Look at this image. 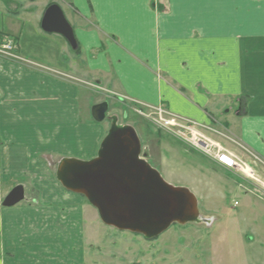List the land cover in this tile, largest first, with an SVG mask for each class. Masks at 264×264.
<instances>
[{"label": "crops", "instance_id": "0c3cea01", "mask_svg": "<svg viewBox=\"0 0 264 264\" xmlns=\"http://www.w3.org/2000/svg\"><path fill=\"white\" fill-rule=\"evenodd\" d=\"M51 5L79 54L42 29ZM7 39L21 60L0 56V264L91 263L99 215L47 160L97 157L110 129L93 119L100 94L208 126L239 98L232 129L264 155V0H0V44ZM162 153L147 158L163 175ZM18 187L24 200L5 207Z\"/></svg>", "mask_w": 264, "mask_h": 264}, {"label": "rangeland", "instance_id": "374dc122", "mask_svg": "<svg viewBox=\"0 0 264 264\" xmlns=\"http://www.w3.org/2000/svg\"><path fill=\"white\" fill-rule=\"evenodd\" d=\"M96 84L91 83L92 91L102 92ZM109 94L110 98L102 94L98 98L109 104L110 115L119 117V125L136 129L147 153L149 149L161 153L166 148L161 156V176L175 187L194 188L201 216L214 219V226L173 225L158 239L149 241L107 227L99 220L100 247H92L90 264H264V155L244 145L232 129L238 115L243 114L242 101L231 98L222 102L220 118L210 127L190 124V131L200 135L199 141L206 140L238 158L242 167L227 169L207 153L204 144L195 146L180 140L152 121L156 115ZM225 124L231 126L229 131Z\"/></svg>", "mask_w": 264, "mask_h": 264}, {"label": "water", "instance_id": "95a60500", "mask_svg": "<svg viewBox=\"0 0 264 264\" xmlns=\"http://www.w3.org/2000/svg\"><path fill=\"white\" fill-rule=\"evenodd\" d=\"M42 29L64 37L73 50L77 49L75 32L59 6L46 11ZM108 112V103L96 105L93 119L102 123ZM141 153L137 131L130 125L119 127L113 117L97 157L88 162L63 160L57 181L66 190L84 196L105 226L149 241L158 239L173 225L204 222L195 194L186 187L167 183ZM23 200L24 189L18 187L3 205L14 207Z\"/></svg>", "mask_w": 264, "mask_h": 264}, {"label": "built area", "instance_id": "2783aa9c", "mask_svg": "<svg viewBox=\"0 0 264 264\" xmlns=\"http://www.w3.org/2000/svg\"><path fill=\"white\" fill-rule=\"evenodd\" d=\"M16 47L12 42H9L6 46H4L2 49H0V54H5V55H11V52L15 49ZM15 57V56H13ZM16 58V57H15ZM150 114L156 115V118H152V121L155 124H158L160 127H162L165 130H169L171 133H173L177 138L180 140H184L186 142L191 143L192 145H199L200 143L204 144L205 148H207V153L212 156L220 165L227 167L229 166V169H235L242 167L238 161V158L233 154V153H228L222 150L221 148H214L211 146V143L205 141H199L200 135L197 134L196 131H190L191 125L193 122L189 120H184L181 118H177L175 116H172L168 111H166L164 108L159 107V108H150ZM140 115H143L144 117H148L147 115L138 112ZM165 115L166 118L162 117L161 115ZM158 117V118H157ZM180 121V122H179ZM183 122H187V124H183ZM188 132H192L193 135L189 136ZM204 147L203 145H201ZM204 148V149H205Z\"/></svg>", "mask_w": 264, "mask_h": 264}, {"label": "trees", "instance_id": "16d2710c", "mask_svg": "<svg viewBox=\"0 0 264 264\" xmlns=\"http://www.w3.org/2000/svg\"><path fill=\"white\" fill-rule=\"evenodd\" d=\"M80 51H81V49H80V46H79L78 49H77V51H76V54H79Z\"/></svg>", "mask_w": 264, "mask_h": 264}, {"label": "bare ground", "instance_id": "6f19581e", "mask_svg": "<svg viewBox=\"0 0 264 264\" xmlns=\"http://www.w3.org/2000/svg\"><path fill=\"white\" fill-rule=\"evenodd\" d=\"M252 177V176H251ZM264 186V185H263Z\"/></svg>", "mask_w": 264, "mask_h": 264}]
</instances>
